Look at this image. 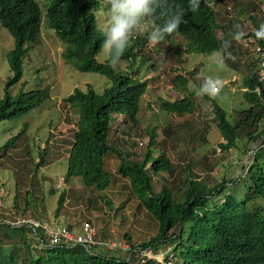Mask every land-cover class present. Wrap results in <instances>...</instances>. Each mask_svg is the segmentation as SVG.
<instances>
[{"label": "trees", "instance_id": "trees-1", "mask_svg": "<svg viewBox=\"0 0 264 264\" xmlns=\"http://www.w3.org/2000/svg\"><path fill=\"white\" fill-rule=\"evenodd\" d=\"M103 1L51 0L47 9L48 27L65 44L64 60L80 72L100 74L111 81L101 94L89 86L87 90L76 88L63 99V103L78 117L64 182L67 184L73 178H80L85 187L98 191L101 201L113 211L115 202L106 192L117 182L108 164V157H116L119 160L117 173L128 184L129 198L133 197L138 201V208L151 215L158 224V231L140 245H136L132 235L126 233L124 239L129 248L125 253L128 255L120 246L110 248L109 243H96L88 245V248L82 245L50 246L43 228H37L36 234L27 224L21 225L28 220L25 218L28 211L41 206L46 212L44 197H36L35 205L32 198V201L27 198L32 193L39 194L38 187L33 192H25L21 200L23 207L17 205L21 219L13 223L0 222V264H158L156 260L143 258V253L159 246L170 247V254L165 259L167 264H264V208L258 203L264 201V144L260 142L264 134V103L255 91L260 83L252 74L253 64L249 66L250 74L243 85L246 107L235 111L238 113L237 121L230 120L219 98L212 97L213 93L204 92L203 95L204 99H211L214 103V122L224 140L220 144L221 150H240L242 155L248 154L250 162L240 168L242 174L239 177L223 176L221 182L212 184V166L201 175L192 171L189 164L179 165L180 173L176 175L175 164L168 153L159 148L156 129L149 130L150 141L141 160L125 157L113 143L112 121L116 116H124L131 130L140 129L139 112L149 84L138 76L112 69L109 58L105 63H99L95 58L102 50L104 39L96 15ZM169 3L173 8L179 6L184 9L185 23L163 42L184 36L189 38L187 54H220L234 59V41L218 36L217 30L221 27L208 0H200L195 13L188 8L189 0H169ZM252 21L256 23L257 19L253 17ZM0 24L14 39V47L7 54L13 76L6 83L5 96L0 99L1 124L21 119L46 104L51 99V90L39 85L36 90L21 89L16 94L12 93L14 86L23 78L29 45L35 46L41 40L42 11L38 2L0 0ZM260 29L258 25L257 32L250 36L264 48V34L257 35ZM148 42V34L135 36L120 62L130 60L136 64ZM174 82L179 87H186L189 80L177 76ZM193 94L174 102L162 101V111L170 116L187 118L186 122L197 119L200 113ZM27 129L28 123L25 122L22 129L6 141L0 150V159H9L8 151L18 144ZM164 131L169 134L172 123ZM206 132L205 129L204 134ZM242 140L245 142L241 149L239 142ZM255 144L257 148L253 150ZM44 155L45 151L36 164L37 170L42 168ZM162 173L169 175L170 186L163 185L157 191L155 177ZM15 185L20 187L17 179ZM68 192L65 189L59 195L56 218L61 217ZM55 193L56 189H51L50 194ZM89 202L92 203V199ZM121 217L122 220L127 218L125 213ZM85 223L91 225L90 222ZM68 227L75 232L72 226ZM142 259L144 261L140 263Z\"/></svg>", "mask_w": 264, "mask_h": 264}, {"label": "rangeland", "instance_id": "rangeland-1", "mask_svg": "<svg viewBox=\"0 0 264 264\" xmlns=\"http://www.w3.org/2000/svg\"><path fill=\"white\" fill-rule=\"evenodd\" d=\"M36 1L42 11L41 40L35 46L29 45V53L23 64V78L14 86L12 93L46 86L51 90V99L21 119L0 124L1 150L6 141L17 134L25 122L28 123L24 137L8 151L9 159H0V222L13 223L21 219L17 205L23 207L21 200L25 192H33L39 187V194L35 192L27 198L30 201L33 199L35 205L36 197H44L46 212L40 206L28 211L25 218L47 221L52 227L72 226L75 233L80 232L83 223L90 222L97 231V243H109L110 248L120 246L125 253L129 248V243L124 239L126 233L132 235L136 245H140L156 235L158 224L143 208H138V201L133 197L129 198L128 184L117 173L119 160L113 156L108 157L110 170L117 178V182L106 192L115 202L113 211L101 201L100 193L85 187L80 178H73L67 184L64 182L78 117L73 109L63 103V99L76 88L87 90L89 86L101 94L111 81L100 74L80 72L64 60L65 44L47 24V9L51 0ZM208 2L217 13V23L221 27L217 30L218 36L234 41V59L220 54H187L189 38L184 36H176L159 44L148 42L136 64L129 60L120 62L116 68L124 74L138 76L149 84L139 112L141 128L131 130V125L124 116H116L112 121L111 136L114 145L125 157L141 160L150 141L149 130L156 129L159 148L162 147L175 164L176 175L180 173L179 165L189 164L192 171L201 175L206 174L208 167L212 166V184H217L222 181L223 176L239 177L242 174L240 168L248 165L250 161L248 154L244 156L240 150H221L220 144L224 140L217 123L214 122V103L211 99L203 98L204 89L210 91L212 86L219 88L218 93H213L212 97L219 98L220 105L229 113L231 121L238 120V113L235 111L246 107L243 85L250 74L251 52L256 44L250 34L257 32L258 25H264V0ZM107 8V0H104L96 13L101 29L108 23ZM253 17L257 19L256 23L252 21ZM151 27V23H147L141 35L149 34ZM13 47V37L0 24V99L5 96L8 79L13 76L7 60V54ZM95 58L99 63H105L109 57L101 50ZM177 76L189 80L186 87H179L174 82ZM190 94H193L200 113L197 119L186 122L187 118L170 116L162 111V101L174 102ZM170 123L172 131L167 134L164 128ZM205 129L207 132L204 134ZM244 142L245 140L239 142L241 149ZM44 151L45 161L42 168L37 170L36 164L41 160L40 155ZM16 179L20 182L19 188H16ZM155 182L157 191L163 185L170 186L169 175L162 173L155 177ZM60 184L61 187H58ZM53 188L56 193L50 194ZM65 189L69 191L68 199L61 217L56 218L58 198ZM89 199H92V203ZM258 203L264 208V201ZM123 213L127 216L126 220H122ZM168 254L169 246L152 247L144 251L143 258L156 260L158 264H167L165 259ZM143 261L144 259L140 263Z\"/></svg>", "mask_w": 264, "mask_h": 264}, {"label": "clouds", "instance_id": "clouds-1", "mask_svg": "<svg viewBox=\"0 0 264 264\" xmlns=\"http://www.w3.org/2000/svg\"><path fill=\"white\" fill-rule=\"evenodd\" d=\"M107 26L102 28L104 37L101 43L102 51L109 57V66L117 68L121 56L128 48L131 40L141 34L145 25L151 22L148 40L152 44L163 42L168 36L177 32L184 21V9L173 8L169 0H107ZM200 7V0H189L188 8L195 13ZM157 21H161L157 23ZM264 34V25L257 35ZM204 89L209 95L217 92Z\"/></svg>", "mask_w": 264, "mask_h": 264}, {"label": "built area", "instance_id": "built-area-1", "mask_svg": "<svg viewBox=\"0 0 264 264\" xmlns=\"http://www.w3.org/2000/svg\"><path fill=\"white\" fill-rule=\"evenodd\" d=\"M251 63L253 64L252 74L257 77L260 83V86H256L255 91L261 95L264 103V48L261 45L256 44L253 51L251 52ZM218 91L219 88L214 94L218 93ZM260 142L264 144V134L260 138ZM256 148L257 144L254 145L253 150ZM58 187H61V184ZM23 224H27L36 234H38L37 228H43L49 237L50 246L82 245L88 248V245H94L97 243L95 238L97 231H95V229L89 223H83L79 233L72 232L68 226L54 225L52 227L50 226L49 222H42L35 218L21 222V225ZM41 242L43 244V241Z\"/></svg>", "mask_w": 264, "mask_h": 264}]
</instances>
